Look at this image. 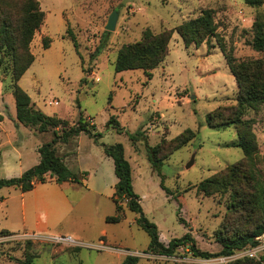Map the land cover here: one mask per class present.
<instances>
[{
  "label": "rangeland",
  "instance_id": "1",
  "mask_svg": "<svg viewBox=\"0 0 264 264\" xmlns=\"http://www.w3.org/2000/svg\"><path fill=\"white\" fill-rule=\"evenodd\" d=\"M38 1L45 17L30 43L34 60L18 85L36 108L65 118L70 125L82 115L90 128L95 126L102 134L99 142L123 145L132 187L162 243L189 233L198 249L215 254L222 247L220 238L252 232L264 223V102L255 108L238 107V86L222 51L229 50L239 61H264V51L248 44L253 37L251 7L243 0ZM205 6L214 10L216 27L207 41L186 47L174 31L168 54L151 70L150 79L142 69L115 72L121 46L140 40L145 29L174 30L200 15ZM261 8L264 11V0ZM114 11L115 28L108 31L105 24ZM45 36L51 39L48 48L42 47ZM1 75L9 100L11 79ZM213 112L229 120H251L257 142L251 161L233 145L238 140L234 124L217 128L207 124V114ZM110 116L116 117L123 132L111 128ZM33 132L37 136L28 139L29 147L53 136L51 130ZM135 132L136 139L131 140ZM147 146L156 147L160 166L149 161ZM24 148L22 142L17 146L26 167L30 162ZM57 150L73 172L85 175L80 183L64 189L66 206H48L37 213L22 214L20 191L0 188V200L6 199L0 205V228L12 231L0 236V264H21L26 256L33 257L32 264H120L128 254L138 257L136 264H248L246 259L264 264V233L256 245L230 255L201 258L188 245H179L170 256L149 251V236L124 201H120L122 220H105L115 214L111 196L116 176L101 144L82 132L58 143ZM192 155L194 162L186 167ZM16 156L10 148L8 166L17 167ZM8 166L0 157V179L17 175L18 170H7ZM210 177L216 185L206 194L198 185ZM51 186L47 182L38 188L45 191ZM27 194L31 192L24 193L25 199ZM103 228L107 241L100 237ZM70 233L79 240L77 245L52 239Z\"/></svg>",
  "mask_w": 264,
  "mask_h": 264
},
{
  "label": "trees",
  "instance_id": "2",
  "mask_svg": "<svg viewBox=\"0 0 264 264\" xmlns=\"http://www.w3.org/2000/svg\"><path fill=\"white\" fill-rule=\"evenodd\" d=\"M244 3L254 8V18L252 22L253 37L248 44L256 51H264V11L261 8L263 0H243ZM214 10L211 8L202 9L200 15L182 22L174 30L164 29L153 33L150 29H145L140 40L125 44L118 49L114 70L142 69L150 79L151 70L156 68L166 57L169 51V42L172 33L175 31L187 47L190 44L195 46L207 41L215 32L213 20ZM44 11L40 7L38 0H0V80L2 73L9 75L11 79V90L15 102L16 120L22 125L29 127L36 132L44 133L52 131L50 140L42 143L38 147L40 159L38 163L26 169L20 176L1 178L0 188L15 186L22 191L31 190L37 182L53 180L57 183L64 181L80 183L85 175L84 172L77 174L73 172L65 163L64 156L58 154L57 144L67 143L84 132L92 137L94 141L101 144L103 152L113 161V170L117 178L115 192L111 196L115 205V214L105 217L107 222H119L122 220V208L120 201H124L128 210L138 214L135 223L142 228L149 236L148 250L161 255L170 256L179 245H188L194 256L210 258L215 255H230L235 249L254 246L258 243L256 237L264 233V223L257 226L252 232L236 235L231 238H220L222 244L218 253L202 251L195 246L193 238L189 233L179 238H172L167 244L159 239L158 228L155 223L145 217L140 198L132 187V169L129 161L124 155V148L121 143L105 144L99 142L102 137L100 132L95 130V126L89 127L87 119L79 116L75 124H68L65 118L57 115H48L34 106L31 97L23 90L18 81L34 60V55L30 50V43L35 32L44 21ZM51 39L42 37V47L48 48ZM100 51V49L98 50ZM226 64L232 73L238 86V107H257L264 102V61L260 59L237 60L229 50L222 48ZM214 116L218 118L214 121ZM206 122L210 127H220L232 123L236 127L238 140L234 146L241 148L243 158L251 161L257 149L255 135L251 129V120H244L240 117L234 119L224 118L215 112L207 114ZM107 123L117 133L123 132V126L115 116H110ZM17 127V123H16ZM191 132V130H187ZM137 132L129 138L135 140ZM181 136V135H179ZM177 136V138L179 137ZM176 139V137H175ZM171 142V141H170ZM148 159L153 166H160L162 160L157 157L156 147L147 146ZM216 185L214 177L206 178L199 183V188L206 194ZM7 230H0V236L9 234ZM138 257L126 255L120 264H136ZM248 264H260L253 259H246ZM33 257L26 256L21 264H32Z\"/></svg>",
  "mask_w": 264,
  "mask_h": 264
},
{
  "label": "crops",
  "instance_id": "3",
  "mask_svg": "<svg viewBox=\"0 0 264 264\" xmlns=\"http://www.w3.org/2000/svg\"><path fill=\"white\" fill-rule=\"evenodd\" d=\"M204 1H207V0H204ZM227 1H230V0H227ZM240 11L243 12L242 10ZM253 12H254V9L252 8V11H251L252 15H248L249 16L248 19H250L251 21L253 20V15H254ZM2 82L3 81L0 80V157L1 159L4 158L5 165L8 166L6 160L9 156L10 148H12L17 153V156H16V159L18 160L16 163L17 167L16 168H13L10 166L6 167V169L10 171L18 170L17 175L12 176V177H17V176H20L26 169L38 163L40 159V156L38 153V147L41 144L39 145L38 142H35L34 144L32 143L30 147L26 145L28 139H30L31 137L37 136V135L33 132L34 130H31V128L26 127L22 125L21 123L17 122L15 102L13 99L14 97L12 95L9 96L8 94L7 96H9V100H5ZM32 102L34 101L32 100ZM3 107H5V110H4L5 113L3 112ZM16 123H17V127H16ZM22 127H25V130H23V132H21ZM21 142L25 146L24 148V151H26L25 155L28 156V161L30 162L29 165H27L26 167L22 166V163H21L22 153L17 149V146ZM65 160H66V157L64 156V161ZM80 173L81 172H78L77 174H80ZM7 178H10V176H7ZM47 182L52 183V186L48 190H45V191L39 190L38 188L39 185L42 184L41 182H37L34 185V187L28 191H22L19 187L9 186V187H14L15 190L20 191L19 195L22 198L21 200L22 214L25 212H28V210L30 211L33 210L34 212L37 213L39 209H42V208L45 209L48 206H54V205L66 206L67 201L69 200L64 193V189L70 187L71 185L78 184L77 182H70V181H64L62 183H57L53 180H47L46 182H43V183H47ZM116 182H117V178H116ZM29 192H31V194H27L28 195L27 199H25L24 193H29ZM5 201H6L5 198L1 199L0 205H2V203ZM74 206L75 204H73V207ZM33 225H34V228L38 230L39 222H35ZM3 229L12 233V231H10L7 228H4V227L0 228V230H3ZM34 232L38 233V231H34ZM68 235L74 236L71 233ZM100 237L103 238L105 241H107V235H106V231L104 228L100 231Z\"/></svg>",
  "mask_w": 264,
  "mask_h": 264
},
{
  "label": "built area",
  "instance_id": "4",
  "mask_svg": "<svg viewBox=\"0 0 264 264\" xmlns=\"http://www.w3.org/2000/svg\"><path fill=\"white\" fill-rule=\"evenodd\" d=\"M52 239L56 242V243H63V244H68V245H77L79 240L76 239L74 236L68 235V234H63V235H53ZM257 241L259 240V236L256 238ZM264 240V237L261 241Z\"/></svg>",
  "mask_w": 264,
  "mask_h": 264
},
{
  "label": "water",
  "instance_id": "5",
  "mask_svg": "<svg viewBox=\"0 0 264 264\" xmlns=\"http://www.w3.org/2000/svg\"><path fill=\"white\" fill-rule=\"evenodd\" d=\"M116 18H117V13L115 11L109 15L108 20L105 24L106 30L110 31L115 28ZM193 162H194V155L190 157V160L186 163V167H189Z\"/></svg>",
  "mask_w": 264,
  "mask_h": 264
}]
</instances>
